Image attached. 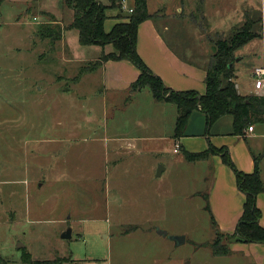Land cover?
<instances>
[{
  "label": "rangeland",
  "instance_id": "1",
  "mask_svg": "<svg viewBox=\"0 0 264 264\" xmlns=\"http://www.w3.org/2000/svg\"><path fill=\"white\" fill-rule=\"evenodd\" d=\"M96 1L106 6L107 31L115 21L128 22V9L133 10L135 5V0H115V7L110 0ZM144 1L154 25L160 29L162 10L171 12L179 0ZM241 1L244 0H226L229 9ZM256 3L260 4V0ZM121 4L126 11L120 9ZM201 7L192 14L182 8L177 14L199 21ZM260 8L262 20L256 30L264 42V6ZM221 11L213 10L210 28L206 18L199 21L207 32L224 31L215 38L212 35L213 42L226 39L242 25L226 28L228 10ZM72 19L73 11L62 0L0 1V264H24V256L32 260L71 256L82 264H152V259L145 256L132 255L122 263L118 260L121 248L127 251L146 244L140 237H129L135 225L156 234L164 229L169 237L186 239V244L174 245L181 246L178 253H172L175 258L177 254L186 257L192 245L209 251L206 244L221 238L214 234L207 199L181 194L183 184L186 192L194 189L196 184L187 178L198 176L200 171L187 167V163L181 167L176 162H180V154L165 152L153 157L145 150L146 154L131 161L123 156L118 174L122 194L116 195V125L125 128L123 134L153 133L159 137L167 133L169 122L155 121L144 102L142 106H130V91L121 95L104 91L101 65L98 60L91 61L100 56V48L79 45L77 31L68 28ZM42 26L61 37L51 42L40 36L38 29ZM252 43L234 53L236 61L240 53L245 56L233 64L238 83L246 79L253 83L252 53L264 60V43ZM261 93L254 90L244 97H260ZM150 98L148 89H144L138 100ZM154 122L166 126L158 133L144 128ZM256 127L260 131L263 125ZM156 143L142 144L147 148L159 144ZM164 165L168 170L162 177L151 175V170L156 175ZM181 174L185 178L178 186L171 177ZM168 176L169 182L165 180ZM197 189L206 193L208 182L201 181ZM150 220L164 222L167 228H151ZM68 229L70 239H62ZM204 254L200 257L202 264ZM162 264L172 263L163 260Z\"/></svg>",
  "mask_w": 264,
  "mask_h": 264
},
{
  "label": "crops",
  "instance_id": "2",
  "mask_svg": "<svg viewBox=\"0 0 264 264\" xmlns=\"http://www.w3.org/2000/svg\"><path fill=\"white\" fill-rule=\"evenodd\" d=\"M4 1L8 3L9 0ZM44 1L46 2V0ZM186 1L187 0H179L177 5L173 4L171 12H169L170 10L168 12L162 10V14L159 16V22L161 24L160 29L154 25L153 18L142 22L137 30L136 50L148 69L161 79L166 88L176 92L194 91L199 95H204L206 69L211 63L213 54L212 35H214L215 38L219 33H223L224 31L214 32L210 29V31L207 32L202 29L199 21L201 22L206 18L209 26V17L212 16L211 14H213L212 12L214 9L219 12L221 10H228L225 13L228 20L226 28H230L235 24H243L247 20H252L254 22V31L260 37L253 39L247 45H252L254 40L264 43L261 33L256 30L259 21L262 20L261 16H259V10H261L260 5L264 6V0H260V4L256 3L258 0H244L241 1V5L238 4L230 9L227 6L228 3L226 0H193L192 4H187L190 0ZM211 5L214 8H212ZM197 7H201L203 11V15L199 17V21L191 17L187 19L185 15L181 16L177 14L182 11V8H186L188 13L192 14L196 11ZM120 9L124 10L121 7ZM23 11L27 12L25 9ZM48 14L50 13L48 12ZM57 22H59V19ZM183 22H185V26L181 27V23ZM117 23L118 21H115V24ZM173 23H175L174 30H172ZM105 27L104 23L103 29L106 33L112 29L107 31ZM218 27L219 26H216V29ZM62 39L65 40V33ZM99 51V55L102 53L107 55L115 52L111 45H106L104 48H100ZM252 55L253 63L250 64L251 76L252 70L255 67L264 66V60L260 55H255V53H252ZM239 56L240 59L237 61L235 59V63L241 61V59H245L243 53H240ZM99 58L100 56L91 61H96ZM99 71L102 73L104 91H116V95L128 92L139 75L138 70L128 61H108L99 68ZM238 78V76L234 78L238 94L241 96L252 95L254 93L252 81L249 82L246 79L244 82L238 83ZM143 90L132 94L128 98L130 106H142L141 104L144 102V107L148 109L155 121L161 119L169 122L167 133L159 137L153 136L152 132L158 133L161 129L165 128L166 125L163 122H154L144 126L145 129L152 133L150 136L123 134L122 131L125 128L122 125H116V195L121 193L120 186L123 184L122 181L118 179L120 163L124 161L123 156L126 158V161H131L134 159L137 160V158L146 154L145 150H149L148 154L153 157L165 152L167 154L171 152L173 155L180 154L181 160L180 162L179 160L176 162L180 163L181 167L187 163L185 164L187 167L190 166L192 167L191 169H199L198 171H200L198 176L194 175L191 178H187L188 180L192 179V183L196 184L194 189L191 192H186L183 184L181 194H186L187 197L191 199L194 197L200 198L201 195L203 200L207 199V205L218 231L224 235H232L241 217L245 200L244 195L236 187L233 172L224 165L220 155H212L201 161L188 162L185 160L182 153L198 154L206 151L209 147H213L217 150L225 149L228 151L235 168L245 174L253 172L254 159L257 158L259 160L261 178L264 181V167L262 165L264 162V124H260L263 125L260 131H258L256 127L258 124H255L252 125L253 129L251 132L246 128L243 130L242 135L237 136L233 133L232 117L223 116L212 125L209 132L206 134L205 116L199 110H194L188 118L182 137L176 139L174 138L177 116L176 107L169 103L156 102L153 100L152 96L149 101H139L138 99L142 96ZM259 96L264 98V90ZM133 127H135V125ZM147 141L153 142L154 144L158 142L159 144L156 143L158 145L155 146L154 144H150L149 147L145 148L146 146L142 143ZM175 144L179 145L180 150L178 153L173 152ZM261 153L263 155L260 157ZM200 169L203 170L201 171ZM167 170L168 167L164 165L163 170L160 172V176L155 175L154 170H151V175L154 177H162ZM174 173L180 172L175 171ZM184 178L185 174L171 177V179L176 181V185L178 186L182 184ZM169 179L170 177L168 176L165 180L169 182ZM201 181L202 183L208 182L209 189L206 193L197 189ZM167 190L170 191L169 188H167ZM175 191L178 192L179 188H175ZM132 199L136 201L135 198ZM117 203L118 200L116 198V204ZM161 204H163V202H161ZM163 206L164 205H162V207ZM256 206L261 212L259 224L264 228V193L258 195ZM163 223L150 220L148 225H150L151 228L167 226L165 225L166 223H164V225ZM131 228V235L129 237H133L135 240L140 237V240L146 241V244L128 248L127 251L121 248L117 254L118 260L121 263L125 261L126 258L135 255L138 257L145 256V258L150 257L152 259V264H162L163 260L172 264L175 262H180V264H196V261H198V264H202L200 257L202 253L205 252L206 254L204 255L206 259L203 261V264H264V244H247L232 239L228 243V253L224 256H214L210 250L209 252L201 246L195 248V246L192 245L186 257L184 254H177L175 258L172 253H178L179 250H181V246L175 247L174 242L166 240L150 229L143 230L137 225ZM183 244H186V239ZM195 249L196 252L194 254L193 251H195Z\"/></svg>",
  "mask_w": 264,
  "mask_h": 264
},
{
  "label": "trees",
  "instance_id": "3",
  "mask_svg": "<svg viewBox=\"0 0 264 264\" xmlns=\"http://www.w3.org/2000/svg\"><path fill=\"white\" fill-rule=\"evenodd\" d=\"M73 11L72 23L69 29L77 31L78 43L82 47L98 46L104 48L111 45L115 52L102 53L98 63L102 66L108 61H128L139 72L136 81L130 87L134 94L143 89H148L156 102L172 104L176 107L177 116L174 128V138H181L187 125L188 118L194 110H199L205 116V133L209 132L212 125L223 116L233 119V133L240 136L243 130L255 124H264V98L244 97L238 94L235 87L234 53L247 45L253 39L260 37L254 31V22L247 20L226 39L213 42L211 63L206 69L204 79L205 93L199 95L194 91L176 92L166 88L159 77L154 75L142 61L136 50L138 26L150 20L152 16L147 12L144 0H135L134 9L127 16L128 22L117 23L106 33L103 29L106 20V6L96 0H62ZM115 7V0H110ZM58 33V32H57ZM38 34L48 38L51 42L58 40L61 35H52L46 27H39ZM188 162H196L220 155L222 162L234 174L237 189L244 195L241 217L232 235L219 234L214 219L211 223L216 237L224 239L214 240L206 244L214 256H224L228 253V243L234 239L247 244H264V228L259 221L261 212L256 206L258 195L264 193V181L261 178L259 160L254 159V170L250 174L238 171L228 151L217 150L209 147L198 154L182 153ZM228 242V243H227ZM24 264H82L71 256L59 257L53 260H32L23 257Z\"/></svg>",
  "mask_w": 264,
  "mask_h": 264
},
{
  "label": "built area",
  "instance_id": "4",
  "mask_svg": "<svg viewBox=\"0 0 264 264\" xmlns=\"http://www.w3.org/2000/svg\"><path fill=\"white\" fill-rule=\"evenodd\" d=\"M122 8L126 10V8L121 4ZM128 12L131 13L132 10L128 9ZM252 78H253V88L256 92H261L264 90V66L255 67L252 70ZM253 127H249L248 131H252ZM179 145L175 144L174 146V153H178Z\"/></svg>",
  "mask_w": 264,
  "mask_h": 264
},
{
  "label": "water",
  "instance_id": "5",
  "mask_svg": "<svg viewBox=\"0 0 264 264\" xmlns=\"http://www.w3.org/2000/svg\"><path fill=\"white\" fill-rule=\"evenodd\" d=\"M163 170V168H159L157 171V176H160V172ZM157 234L162 236V237H167L170 241L174 242L175 245H181L184 243V238L182 237H169L166 232L162 230H157ZM71 237V231L70 229L66 230L65 233L62 234L61 238L62 239H70Z\"/></svg>",
  "mask_w": 264,
  "mask_h": 264
}]
</instances>
